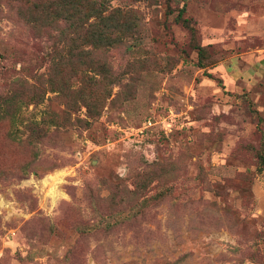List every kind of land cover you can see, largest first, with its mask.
I'll return each instance as SVG.
<instances>
[{
  "label": "rangeland",
  "instance_id": "1",
  "mask_svg": "<svg viewBox=\"0 0 264 264\" xmlns=\"http://www.w3.org/2000/svg\"><path fill=\"white\" fill-rule=\"evenodd\" d=\"M16 5L0 94L40 74L43 94L16 140L0 123V264H264V0H111L123 29L84 45L95 80L64 96V23L30 28Z\"/></svg>",
  "mask_w": 264,
  "mask_h": 264
},
{
  "label": "trees",
  "instance_id": "2",
  "mask_svg": "<svg viewBox=\"0 0 264 264\" xmlns=\"http://www.w3.org/2000/svg\"><path fill=\"white\" fill-rule=\"evenodd\" d=\"M110 1L0 0V5L10 2L16 3L17 5L14 6L16 13L25 19V24L30 28L36 29L61 22L64 23L56 31L55 36L60 50L56 51L54 55H49L48 58L50 89L64 96L68 89L80 90L82 86L84 87L87 82L91 81V78L93 79L92 81L95 80L92 76L89 77L87 75L86 70L92 67L99 69L100 66L93 64L91 60H88V62L84 61V57L88 52L84 45H90L93 48L103 45L107 40L106 35L109 36V34H106L108 31L123 29V26L116 23V19L120 16L119 11L110 6ZM106 21H110L109 24H106ZM183 21L186 23V20ZM185 26L188 27L187 25ZM194 48L197 56H202L201 46L197 45ZM59 52H62V54ZM62 65L69 67V72L71 73L68 72V74L79 76L81 85L78 88L72 89L73 86L67 80L59 82L55 80V69L60 68ZM39 76H34V81H38ZM34 81L30 83L27 78L16 76L12 80L13 88L11 91L4 95L0 94V123L3 122L8 125L7 136L12 140L17 139L12 127L16 123L20 107L30 101L39 102L43 94L40 88L28 93L29 88L35 89L38 86V84H34ZM22 88L25 92H20ZM84 103L88 111H90V108H94V105L88 101H84ZM40 121L44 126H47L49 121L52 123V120H45L43 117Z\"/></svg>",
  "mask_w": 264,
  "mask_h": 264
}]
</instances>
